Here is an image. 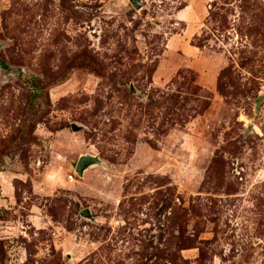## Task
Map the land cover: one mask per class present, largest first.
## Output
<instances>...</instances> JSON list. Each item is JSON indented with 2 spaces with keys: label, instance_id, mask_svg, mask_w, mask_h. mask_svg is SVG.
I'll return each mask as SVG.
<instances>
[{
  "label": "rangeland",
  "instance_id": "rangeland-1",
  "mask_svg": "<svg viewBox=\"0 0 264 264\" xmlns=\"http://www.w3.org/2000/svg\"><path fill=\"white\" fill-rule=\"evenodd\" d=\"M139 4L0 0V264H264V0Z\"/></svg>",
  "mask_w": 264,
  "mask_h": 264
},
{
  "label": "water",
  "instance_id": "water-1",
  "mask_svg": "<svg viewBox=\"0 0 264 264\" xmlns=\"http://www.w3.org/2000/svg\"><path fill=\"white\" fill-rule=\"evenodd\" d=\"M132 4L136 7L139 8V0H130ZM264 100V95H261L258 99V103ZM73 129H77L76 125H72ZM94 165H103L102 160L97 156V155H92V154H82L79 156L76 166H75V172L79 175L82 176L83 172L90 166ZM81 214L89 219L94 220L95 217H92L90 211L88 208L84 209L81 211Z\"/></svg>",
  "mask_w": 264,
  "mask_h": 264
},
{
  "label": "built area",
  "instance_id": "built-area-1",
  "mask_svg": "<svg viewBox=\"0 0 264 264\" xmlns=\"http://www.w3.org/2000/svg\"><path fill=\"white\" fill-rule=\"evenodd\" d=\"M69 179H72V175L69 176Z\"/></svg>",
  "mask_w": 264,
  "mask_h": 264
}]
</instances>
